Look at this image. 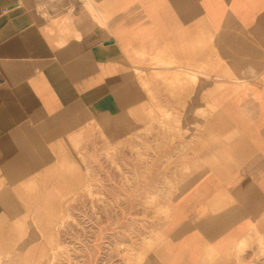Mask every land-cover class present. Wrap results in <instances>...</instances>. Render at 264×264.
I'll list each match as a JSON object with an SVG mask.
<instances>
[{"label":"crops","instance_id":"crops-1","mask_svg":"<svg viewBox=\"0 0 264 264\" xmlns=\"http://www.w3.org/2000/svg\"><path fill=\"white\" fill-rule=\"evenodd\" d=\"M154 102L188 131L148 264H248L238 249L264 228V0H0V203L62 202L86 141L131 133Z\"/></svg>","mask_w":264,"mask_h":264},{"label":"rangeland","instance_id":"rangeland-1","mask_svg":"<svg viewBox=\"0 0 264 264\" xmlns=\"http://www.w3.org/2000/svg\"><path fill=\"white\" fill-rule=\"evenodd\" d=\"M176 115L154 102L148 123L131 133L112 139L101 131L86 141L79 186L68 188L62 202L0 203V264H148L185 172L176 171V147L185 146L176 134L188 129ZM248 239L239 254L249 249L247 263L264 264V228Z\"/></svg>","mask_w":264,"mask_h":264}]
</instances>
